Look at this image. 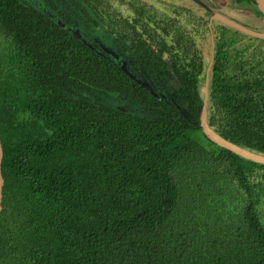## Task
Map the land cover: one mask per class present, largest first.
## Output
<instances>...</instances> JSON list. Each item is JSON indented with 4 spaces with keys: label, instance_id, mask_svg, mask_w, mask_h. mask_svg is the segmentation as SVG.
I'll return each mask as SVG.
<instances>
[{
    "label": "trees",
    "instance_id": "obj_1",
    "mask_svg": "<svg viewBox=\"0 0 264 264\" xmlns=\"http://www.w3.org/2000/svg\"><path fill=\"white\" fill-rule=\"evenodd\" d=\"M42 1L62 21L0 0V264H264V164L203 131L204 62L185 25L134 3L108 12L128 73L65 27L97 25L87 8L101 16L108 0ZM217 31L208 126L264 154V72L243 68L253 43ZM142 74L178 85L160 93Z\"/></svg>",
    "mask_w": 264,
    "mask_h": 264
},
{
    "label": "rangeland",
    "instance_id": "obj_2",
    "mask_svg": "<svg viewBox=\"0 0 264 264\" xmlns=\"http://www.w3.org/2000/svg\"><path fill=\"white\" fill-rule=\"evenodd\" d=\"M27 1L49 16L62 21L42 0ZM130 3L143 7L146 15L151 13L157 21H162V19H165L164 16H166L169 17V20L176 19L180 24L185 25L193 44L192 49L200 53L204 62L203 71L199 79L203 94L204 89L207 88L206 120H208V108L210 105L208 101L209 80L215 42L218 38L217 30L220 27L231 31L238 30L245 36L244 41L247 40V42L253 43V46L242 56L245 59L246 64H244L243 68L247 75H260L264 72V64L259 63V60L264 61V22L249 6L237 4L234 0H108L106 3L108 6L101 2L104 6L99 8L101 16L87 8L91 18L98 23L97 25L86 18L80 20L69 16L65 12L72 22L71 25L67 24L65 27L80 37L95 39L107 52L124 62L125 65H129L131 64L129 55L123 50L119 41L116 40V37L121 38V35L118 33L117 28L114 27L113 22L109 20L107 13L119 11L123 14L134 16L135 12L131 8ZM191 17L194 20H191ZM107 25H110L113 34L108 31ZM167 41L168 43L173 42L171 37H168ZM241 45H244L243 42H241ZM166 58H168L167 55ZM183 62L185 61L183 60ZM256 64L258 66L255 67ZM140 79L148 85L157 87L160 93L166 94L171 93L169 85L173 87L178 85L176 77L170 78L166 83L163 81L158 82L154 80V77L146 74H142Z\"/></svg>",
    "mask_w": 264,
    "mask_h": 264
},
{
    "label": "water",
    "instance_id": "obj_3",
    "mask_svg": "<svg viewBox=\"0 0 264 264\" xmlns=\"http://www.w3.org/2000/svg\"><path fill=\"white\" fill-rule=\"evenodd\" d=\"M250 9L264 22V0H249ZM123 69L130 73L128 66L125 63H122ZM206 98H207V88L204 89L203 99H202V108H201V126L206 135L220 144L223 147H226L250 160L257 161L264 164V154H260L245 148H242L234 143H231L219 135H217L209 126L206 120ZM4 145L2 141V135L0 132V218L2 216V211L5 205V177L3 173V161H4Z\"/></svg>",
    "mask_w": 264,
    "mask_h": 264
}]
</instances>
